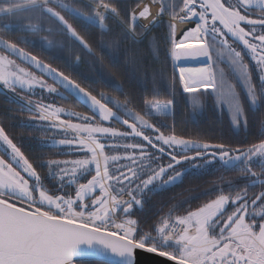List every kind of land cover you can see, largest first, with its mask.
Here are the masks:
<instances>
[{
	"label": "snow or ice",
	"instance_id": "obj_1",
	"mask_svg": "<svg viewBox=\"0 0 264 264\" xmlns=\"http://www.w3.org/2000/svg\"><path fill=\"white\" fill-rule=\"evenodd\" d=\"M158 2L159 11L149 20L152 13L147 4L139 12L132 10L122 15L111 0H0V85L14 97L20 96L17 88L29 92L40 88L63 100L71 96L93 113L89 116L66 111L52 103H34L31 99L22 104V108L34 113L33 121L48 122L45 131L55 129L63 136L59 140L41 141L42 145L74 146L84 152L82 158L49 159L37 165L49 169V178H58L57 192L62 194L55 195L44 186L37 167L0 126V151L3 152L0 155V264H88L85 259L88 257L95 258L96 264H136L137 250L163 257L172 264H264V222L258 223L255 218L260 215L264 220V214L255 212L256 207L264 206V190L253 198L248 195L251 188L264 189V139L246 150L233 151L222 144L199 143L174 134L166 136L146 117L171 114L172 99H159L157 93L145 99L142 109L136 111L129 107L127 99L121 102L103 93L98 98L69 75L21 47V44H38L45 51H63L72 41L91 54L92 45L75 25L84 31L99 29L103 41L113 31L111 21L124 38L139 42L165 14L171 21L181 23H193L198 18L194 27L182 30L180 39H177L176 24L167 25L165 39L171 45L174 66L182 58L199 56L209 62L200 69L179 67L183 90L196 93L200 88L214 89L217 102L227 106L232 124L246 125L247 116L236 85L228 80L223 68L213 70L211 62L214 57L218 63L227 61L231 72L244 85L251 109L264 107V31L258 32V29L264 30V0ZM141 20L148 23L143 24ZM9 32L21 35L6 38ZM234 42L248 50L259 69V92L244 54L233 46ZM154 43L158 46V41ZM17 59L39 70L41 75L22 67ZM79 59L77 56L76 60ZM45 76L53 83H47ZM192 103L194 107L199 106V97L194 95ZM121 113L127 118H122ZM62 116L74 117L80 122ZM97 116L99 123L95 122ZM103 121H118L131 132L105 127ZM144 129H152L158 133L155 141L174 148L166 165L160 164V158L150 153L144 143L119 146L123 147L124 155L106 152V148L118 147L108 145L107 138L130 135L156 148ZM210 148L218 151L211 153L212 159H207ZM158 150L164 152L163 147ZM189 151L195 154L188 155ZM217 156L225 169L237 170L249 181L234 196L221 194L185 215L173 216L170 212L147 230L133 218L132 210L134 206L143 208L142 197L146 192L182 179L188 169L177 171L178 165L201 159L206 160L207 166ZM120 161L127 163L120 164ZM110 164L119 166L110 168ZM92 171L95 174L86 183L79 182ZM74 184L77 186L73 196L65 189ZM229 203L235 208L225 216ZM118 217H122L119 222Z\"/></svg>",
	"mask_w": 264,
	"mask_h": 264
},
{
	"label": "trees",
	"instance_id": "obj_2",
	"mask_svg": "<svg viewBox=\"0 0 264 264\" xmlns=\"http://www.w3.org/2000/svg\"><path fill=\"white\" fill-rule=\"evenodd\" d=\"M111 2L122 15L132 10L139 12L147 4L152 13L148 18L149 20L157 15L160 8L158 0L157 2H153V0H111ZM168 2L179 3V0H168ZM138 3L139 7H137ZM253 15L255 17V13ZM69 19L70 22H73L71 18ZM140 22L147 24L148 20H141ZM169 23H175V21H171L169 15L165 14L161 18V22L150 33L146 34L143 39H140L139 42L133 41L131 38H124L118 26L111 21L109 24L113 31L105 36L103 41H101L99 29L89 28L88 31H84L78 25H75L81 31V35L92 45L93 51L91 54L72 41L68 42L63 51H45L39 45L26 46L21 44V47H25L27 51L32 52V54L37 55L46 63L69 75L98 98L103 93L121 102L127 99L130 102L129 107L136 111H140L144 100L151 99L154 94L158 93V98L162 100L172 99L174 103L171 114L168 116L146 117L166 136L174 134L199 143H208L209 145L222 144L226 149L233 151L236 149L246 150L251 145L259 143L260 140L264 139V107L256 111L252 110L248 103L246 91L240 85H237L236 89L243 102L247 124H241L238 127L232 124L229 110L227 112L217 107L214 92H202L213 89L204 90L200 88L199 94L198 92H184L177 65L174 66L170 56L171 45L165 39ZM194 26L195 23H191L189 26L178 23L176 26L177 39L182 37L183 29H189ZM137 31L139 32V29ZM5 35L6 38H11L14 35L21 34L9 32ZM41 35L45 34L42 33ZM56 39L61 38L57 37ZM229 39L231 40L232 38L229 37ZM154 40L158 41V46L154 43ZM235 43V45L241 44L239 42ZM77 56L80 57L79 61L76 60ZM198 60L204 59L198 57ZM207 64L209 63L198 62L190 65H179V67L200 69ZM215 70L218 71L216 67ZM33 72L38 73L36 70H33ZM44 79L47 83L52 84L48 79ZM253 81L257 84V91L259 92V80L256 75L253 76ZM2 87L0 85V88ZM117 88L120 90L118 91ZM60 91L63 90L60 89ZM194 94H197L195 96L199 97L200 104L203 107L202 112L198 115L193 113L194 108L192 102L190 103ZM65 95L67 94L65 93ZM56 104L58 107H63L66 111H76L89 116L93 115L89 109L71 96L67 100L56 99ZM109 106L111 107L112 105ZM22 115H25V113L21 112L16 104L7 103L4 98L0 97V126L4 128L9 138L21 149L34 167H37L38 173L43 178V184L50 190V194H62L57 192L58 178H49V169L47 167H38L37 165L49 159L65 160L77 155L68 153L64 148L42 145L41 141L56 139L52 136L53 130L45 131L47 124L37 127L29 123L28 119H23ZM29 115L32 117L34 114ZM121 116L122 118H127L122 113ZM63 119H71L76 123L80 122L74 117L65 116ZM95 122H101L99 116L96 117ZM103 125L113 127L120 132H130L115 121H103ZM109 139H112V145L118 146L115 150H106L107 153H112L111 155H124L123 147H119L123 144L144 143L150 153H155L160 158V164L166 165L169 162L170 158L159 152L157 147L153 148L140 139L130 136L127 138L115 137ZM188 155L194 154L189 153ZM211 157L209 156L207 159H212ZM119 163L125 164L127 161H120ZM182 165H188V163ZM190 165H199V167L188 169L182 179L173 184L146 192L142 197V209L140 206H134L132 210L133 218L138 219L142 228L147 230L170 212L173 216L185 215L188 211L202 207L221 194L234 196L236 190L244 188L249 183L241 172L225 169L217 158L212 163L207 164V166H205L206 160L201 159H197ZM118 166L119 164L111 165L110 168ZM254 170L259 171V169ZM94 174V171H92L89 175L80 178L79 182L86 183L87 179H90L91 175ZM165 179L167 178L165 177ZM76 186L74 184L71 188L65 189V191L74 196ZM261 190L264 189L260 187L249 189V198H253L254 194L259 193ZM255 212L264 214V206L256 207ZM249 213H253L252 206L249 207ZM121 218L118 217V219ZM255 218L258 223L264 221L260 219V215H256Z\"/></svg>",
	"mask_w": 264,
	"mask_h": 264
},
{
	"label": "rangeland",
	"instance_id": "obj_3",
	"mask_svg": "<svg viewBox=\"0 0 264 264\" xmlns=\"http://www.w3.org/2000/svg\"><path fill=\"white\" fill-rule=\"evenodd\" d=\"M198 21V18H194V20H193V23H195V22H197ZM179 23H181V22H179ZM175 24L177 25L178 24V21H175ZM182 25H187V26H189V25H191V23H182ZM260 31H264V30H261V29H258V32H260ZM21 34V33H20ZM8 38V37H7ZM32 39H35V38H32ZM230 40V39H229ZM231 41V40H230ZM235 43V42H234ZM236 44V43H235ZM235 44H233V46L234 47H237L238 48V50H240V51H242V53L244 54V59H245V62L246 63H248V65H249V67H250V70H251V72H252V76H254V75H256L257 76V78L259 77V75H260V72H259V69L256 67V65H255V62L251 59V56H250V54L248 53V50L247 49H245L244 48V46L243 45H241V44H237V45H235ZM35 45H38V44H35ZM199 58H201V59H203V56H199ZM196 59H198V57H196ZM17 63H19V62H17ZM195 63H198V62H193V64H195ZM209 63V62H208ZM20 64V63H19ZM211 64H212V68H213V70H215V67L217 68V70L218 69H220V68H223L224 70H225V72L228 74V80L230 81V82H233L236 86L237 85H240L241 87H242V89H244V91H246L245 90V87H244V85L242 84V82L239 80V79H237V77H236V75L234 74V73H232L231 72V70L229 69V67H228V65H227V61H225V62H223V63H218L217 61H216V59H215V57L213 58V61L211 62ZM21 66L22 67H24L23 66V64H21ZM30 71H32V70H30ZM216 71V70H215ZM35 74L37 75V76H39V74L38 73H36L35 72ZM259 80V79H258ZM1 91H8V90H6V89H4L3 87L1 88ZM17 91H24V90H21V89H19V88H17ZM26 92H28V93H30V94H35L36 95V98H34V99H32V101L35 103V102H41V103H52L54 106H56V107H58V105L56 104V99H60V97H58V96H56L55 94H49L46 90H42V89H40V88H36V89H34L32 92H29V91H26ZM207 93L209 92V93H215V96L217 95L216 94V91L213 89V90H211V91H206ZM199 94V93H198ZM194 95H197V94H194ZM11 97H13V95L11 96ZM192 102V99H191V101H190V103ZM216 102H217V99H216ZM200 105V107L199 106H197V107H194L193 106V103H192V106H193V108H194V110H193V113H196L197 115L198 114H200L201 112H202V109H203V107H202V105L201 104H199ZM191 106V105H190ZM217 107H219L220 109H223V110H225V111H227L228 112V108H227V106H221L218 102H217ZM192 108V107H191ZM195 111V112H194ZM65 116H62V118H64ZM152 117H157V116H152ZM147 119V118H146ZM27 121H29V120H27ZM29 123H31V124H33V125H35V126H37V127H40V125H42V124H48V122H41V121H33L32 119H30V121H29ZM105 127H107V126H105ZM53 130V134H52V136L54 137V138H56V140H59V139H61V138H63V136H62V134L59 132V131H57V130H55V129H52ZM144 133H145V135H149V136H151L152 138H153V141H154V143L157 145V148L159 149L160 147H163L164 148V152L166 153V154H168L169 155V153H171V152H173L174 151V148H170V147H168L167 145H163L162 144V142H159V141H155V136L156 135H158V133H156L155 131H153L152 129H144ZM115 142H117V141H115ZM196 142V141H195ZM106 143L108 144V145H112V139H109V138H107V140H106ZM124 143V142H123ZM126 143V142H125ZM56 147H58V148H64L68 153H71V154H76L77 156H75V157H72V158H68V159H65V160H73V159H78V158H82L83 156H84V152L83 151H81V150H79V149H76L74 146H72V147H69V146H56ZM107 149H111V148H106V150ZM214 151H218V150H216V149H214V148H210L209 150H208V157L209 156H211V153L212 152H214ZM189 153H191V154H195V152L194 151H189L187 154H189ZM108 154H112V153H108ZM0 155H3V152L2 151H0ZM212 158V157H211ZM5 159H9L10 160V157H7V156H5ZM11 162V161H10ZM112 164H110V166H111ZM14 167H17V170H20V168H19V166H17V165H15L14 164ZM194 168H197V167H195V165H190V164H188V165H182V166H179V167H177L176 168V170L177 171H184V169H194ZM21 174L22 175H25L26 176V174L25 173H23V172H21ZM27 178V177H26ZM167 178V177H166ZM161 187H157L155 190H157V189H160ZM37 196H38V193H37ZM127 198V197H126ZM234 208H235V206L234 205H232L231 203H229L228 205H227V208H226V212H225V216L228 214V213H231L233 210H234ZM117 222H119V219L117 218ZM264 222V221H263ZM257 230H258V227H257Z\"/></svg>",
	"mask_w": 264,
	"mask_h": 264
},
{
	"label": "water",
	"instance_id": "obj_4",
	"mask_svg": "<svg viewBox=\"0 0 264 264\" xmlns=\"http://www.w3.org/2000/svg\"><path fill=\"white\" fill-rule=\"evenodd\" d=\"M78 44V42H76ZM81 46V45H80ZM82 47V46H81ZM86 50V49H85ZM87 51V50H86ZM88 52V51H87ZM193 62H208L207 60H198V59H194V58H188L184 61V59L182 58L180 61L176 62L177 63V66H178V71H179V65H190V64H193ZM202 64V63H201ZM31 67V66H29ZM33 68L34 70H36L34 67H31ZM40 75L41 73L39 72V70H36ZM44 78L48 79L49 81H51L53 83V81L51 79H49L47 76H45ZM58 88H59V85H56ZM62 90V89H61ZM67 94V93H66ZM73 98V97H72ZM75 99V98H74ZM76 100V99H75ZM77 101V100H76ZM78 102V101H77ZM80 103V102H79ZM82 104V103H80ZM83 106H85L84 104H82ZM86 107V106H85ZM87 109H89L88 107H86ZM90 110V109H89ZM116 123H118L120 126H122L123 128L129 130L131 132L130 129L127 128L126 125H123L122 123L118 122V121H115ZM130 137L132 138H136V139H140L142 140V138L140 137H133L130 135ZM164 155H166L167 157H169L168 154L164 153ZM170 158V157H169ZM217 159H218V156H217ZM219 160V159H218ZM88 263H92V262H95V258L93 257H88V258H85ZM136 264H172L171 261H167L165 258L163 257H159V256H156L155 254H152V253H147V252H144L143 250H137L136 251Z\"/></svg>",
	"mask_w": 264,
	"mask_h": 264
},
{
	"label": "flooded vegetation",
	"instance_id": "obj_5",
	"mask_svg": "<svg viewBox=\"0 0 264 264\" xmlns=\"http://www.w3.org/2000/svg\"><path fill=\"white\" fill-rule=\"evenodd\" d=\"M14 59H16L15 57H13ZM203 59L207 60L206 57H203ZM186 59H184L185 61ZM17 62H19L20 64H23V66L25 68H28L29 70H32L28 64H25L23 62H21L19 59H17ZM33 71V70H32ZM18 92V91H17ZM20 94V96H15L14 97V94L9 92V91H1V88H0V97L1 98H4V100L7 102V103H10V104H16L18 106V109L21 111V112H24L25 115H22V118L23 119H28L30 121L31 119V116L29 114H34V113H30L29 111H27L25 108H22V104L26 103V100L27 99H34L36 98V95L35 94H30L26 91H19L18 92ZM13 95V99H10V97ZM20 97H24L25 99L24 100H20ZM15 110H17L15 108Z\"/></svg>",
	"mask_w": 264,
	"mask_h": 264
}]
</instances>
